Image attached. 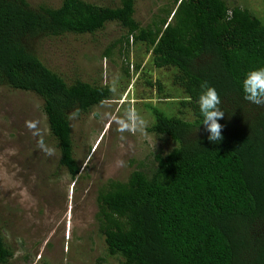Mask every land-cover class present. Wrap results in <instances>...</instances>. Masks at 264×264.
Here are the masks:
<instances>
[{
    "label": "trees",
    "instance_id": "16d2710c",
    "mask_svg": "<svg viewBox=\"0 0 264 264\" xmlns=\"http://www.w3.org/2000/svg\"><path fill=\"white\" fill-rule=\"evenodd\" d=\"M172 3L142 28L134 0L115 9L87 0H63L58 8L0 0V87L43 101L59 167L75 183L82 173L71 117L112 100L113 90L57 73L42 48L51 39L96 37L119 24L126 34L103 58L126 62L132 44H145L154 67L171 71L177 97L158 82L162 103L144 105L153 119L148 132L168 142V150L151 153L126 181L108 180L97 191L96 220L108 256L119 264H264V107L247 102L242 90L246 74L264 67V11L228 0ZM123 72L130 80L129 66ZM204 82L217 90L225 111L219 143L200 125ZM13 257L0 235V264Z\"/></svg>",
    "mask_w": 264,
    "mask_h": 264
},
{
    "label": "rangeland",
    "instance_id": "374dc122",
    "mask_svg": "<svg viewBox=\"0 0 264 264\" xmlns=\"http://www.w3.org/2000/svg\"><path fill=\"white\" fill-rule=\"evenodd\" d=\"M27 1L58 8L63 0ZM87 1L113 9L122 5V0ZM228 1L260 15L264 11L263 0ZM134 2V17L142 28L173 6L172 0ZM125 34L112 23L96 37L69 35L51 39L42 48L44 61L57 73L102 82L113 90L112 100L71 117L74 157L82 173L75 183L59 167L43 101L32 93L0 87V235L14 250L11 264H119L117 257L108 256L99 233L97 191L108 180L126 181L151 153L168 150V142L148 132L153 119L144 105L162 103L158 82L177 97L171 71L154 67L145 44H132L123 57L126 62L119 57L113 64L103 58L106 48ZM128 66L130 80L123 72ZM147 80L155 86L148 87ZM128 109L144 117L142 131L122 129L120 121Z\"/></svg>",
    "mask_w": 264,
    "mask_h": 264
},
{
    "label": "clouds",
    "instance_id": "9594fccd",
    "mask_svg": "<svg viewBox=\"0 0 264 264\" xmlns=\"http://www.w3.org/2000/svg\"><path fill=\"white\" fill-rule=\"evenodd\" d=\"M242 90L244 99L250 104L264 107V67L249 71L243 82ZM199 112L202 117L200 125L210 134V142L219 143L222 141V125L219 123L225 111L221 107V99L217 90L209 86L207 82L201 85V92L198 97ZM122 129H137L142 131L145 126V119L135 109H128L120 121ZM198 128L195 130V132ZM122 164V161H118Z\"/></svg>",
    "mask_w": 264,
    "mask_h": 264
}]
</instances>
